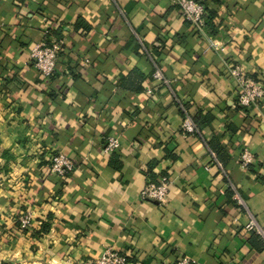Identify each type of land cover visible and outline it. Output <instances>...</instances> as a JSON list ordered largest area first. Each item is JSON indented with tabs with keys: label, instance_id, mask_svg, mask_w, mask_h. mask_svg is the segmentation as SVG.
I'll return each instance as SVG.
<instances>
[{
	"label": "crops",
	"instance_id": "1",
	"mask_svg": "<svg viewBox=\"0 0 264 264\" xmlns=\"http://www.w3.org/2000/svg\"><path fill=\"white\" fill-rule=\"evenodd\" d=\"M216 1L199 31L175 0H0V167L13 177L0 185V264H96L108 248L129 264H264L246 229L251 216L264 227V98L242 107L228 74L239 64L264 82V0ZM45 36L65 48L51 80L31 59ZM187 115L201 135L184 133ZM57 152L74 172L41 177ZM161 176L166 204L142 201Z\"/></svg>",
	"mask_w": 264,
	"mask_h": 264
},
{
	"label": "built area",
	"instance_id": "2",
	"mask_svg": "<svg viewBox=\"0 0 264 264\" xmlns=\"http://www.w3.org/2000/svg\"><path fill=\"white\" fill-rule=\"evenodd\" d=\"M179 6L183 18L190 22L199 31H202L205 26L204 17L206 7L201 2L196 0H175ZM48 35V34H45ZM65 53L63 40L50 39L45 36L42 41L31 48V59L35 68L40 72L43 78L47 79L61 72L59 67L60 57ZM228 74L234 80L239 89L238 103L246 108H249L264 98V82L253 78L239 64H231L228 67ZM153 78L162 84L169 86L170 81L167 80L161 70L156 67ZM152 94L151 90L147 91ZM182 130L189 135H201L196 124L191 116L187 115L183 119ZM120 147L119 139L116 136H110L105 152H114ZM211 155L218 167L222 165L216 159L215 154L211 151ZM242 164L248 167L253 162L251 152L245 151L241 157ZM209 170V168L207 167ZM75 170V165L70 157L58 152L51 157L49 165V175L64 179L71 175ZM171 180L167 176H161L157 183H148L141 192V200L152 202L159 206L166 204L169 199ZM237 199L245 205L243 199L237 195ZM32 215L28 214L21 219L22 227L27 228L32 224ZM246 229L250 233H254L264 242V227L260 226L256 219L251 216L250 221L246 225ZM129 256L127 253L108 248L99 258L96 264H128ZM175 264H197V262L189 257H182Z\"/></svg>",
	"mask_w": 264,
	"mask_h": 264
},
{
	"label": "trees",
	"instance_id": "3",
	"mask_svg": "<svg viewBox=\"0 0 264 264\" xmlns=\"http://www.w3.org/2000/svg\"><path fill=\"white\" fill-rule=\"evenodd\" d=\"M196 1L201 2L202 4L205 5V7H206V14H205V17H204V22H205V18H206V22H207V24H208V25H212L213 20L215 19L216 13L210 8V5L213 4V3H215V2H217V1H216V0H196ZM204 27H205V26H204ZM132 74H137V73H136V71H133L129 76L123 78V87H125L126 85H130V86L134 87L135 83H134L133 81H136V79H137L138 76L133 77L134 75H132ZM137 75H138V74H137ZM52 78H53V76L50 77V78H47V79H48V80H51ZM253 78L256 79V77H254V75H253ZM139 80L141 81V80H144V79H143V77L140 76V77H139ZM134 90L140 92V91H142V87H141V86H140V87L137 86V87H135ZM242 107H243V106H242ZM245 108H246V107H245ZM210 146H211L212 150L215 152L217 158L220 160L219 162L223 163V165H224L225 162H226V161H225L226 158L224 159L223 156H222V154H221V145L219 144V146H216V147H215V146L212 144V142H211ZM218 159H217V160H218ZM49 227H50V226H49L48 224H45V225L41 228V232H42L43 234L47 233L48 230H49ZM254 235H255V237H257V238L261 241V239H260L259 236H257L256 234H254ZM128 264H129V262H128Z\"/></svg>",
	"mask_w": 264,
	"mask_h": 264
},
{
	"label": "rangeland",
	"instance_id": "4",
	"mask_svg": "<svg viewBox=\"0 0 264 264\" xmlns=\"http://www.w3.org/2000/svg\"><path fill=\"white\" fill-rule=\"evenodd\" d=\"M260 103V102H259ZM257 103V104H259ZM255 104V105H257ZM58 153V152H57ZM55 155V154H54ZM51 160V159H50ZM50 165V163L48 164ZM0 185L3 184L4 187L12 184L13 182V177L10 176V172H11V169L9 167V164L8 163H5V162H2V166L0 167ZM8 176V177H7ZM44 176H49V166L46 168V171L45 172H42L41 173V177H44ZM11 180V181H10ZM5 183V184H4ZM25 183L23 182V185ZM28 214H31V213H27V212H23L18 218H17V222H16V226L18 228H20L21 230H25V231H29L32 227H33V220H32V224L30 227H27V228H23L22 227V223H21V219L24 218L25 216H27Z\"/></svg>",
	"mask_w": 264,
	"mask_h": 264
}]
</instances>
